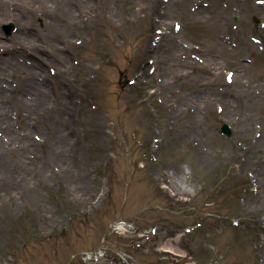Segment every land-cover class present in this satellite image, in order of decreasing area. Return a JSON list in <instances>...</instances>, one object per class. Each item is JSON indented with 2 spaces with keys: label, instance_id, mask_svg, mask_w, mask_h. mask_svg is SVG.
<instances>
[{
  "label": "rangeland",
  "instance_id": "374dc122",
  "mask_svg": "<svg viewBox=\"0 0 264 264\" xmlns=\"http://www.w3.org/2000/svg\"><path fill=\"white\" fill-rule=\"evenodd\" d=\"M9 1L63 60L11 102L0 264H264V0Z\"/></svg>",
  "mask_w": 264,
  "mask_h": 264
},
{
  "label": "bare ground",
  "instance_id": "6f19581e",
  "mask_svg": "<svg viewBox=\"0 0 264 264\" xmlns=\"http://www.w3.org/2000/svg\"><path fill=\"white\" fill-rule=\"evenodd\" d=\"M14 2V0H13ZM45 4L44 2H42ZM9 0H0V23L9 20L14 23V33L9 38H3L0 35V54L4 53L5 56L0 55V175L1 181L7 180L13 181L12 178L16 173L14 168H8L5 164V156L3 149L2 139L7 138V146L12 144L17 132L14 129V125L11 121V110L14 109L11 102L24 105L26 112L28 113L31 98L34 100H40L41 98L47 100L46 83L48 78L45 75V67L40 59L36 60L32 56L34 52H38L43 56H46L50 61H60L58 57H49V52L41 46V41L38 42L37 36L32 30H26L23 26V16L25 15L23 8L20 5H15V11H10L11 7ZM71 13L75 11L72 7ZM253 13L262 15L264 17V4H256L253 8ZM196 13L201 18L206 17L207 10L203 7H198ZM228 25V24H227ZM226 25V26H227ZM255 27H251L254 30ZM255 31V30H254ZM59 59V60H58ZM30 60V63L27 61ZM29 69L31 75L26 82L13 88L6 84V78L15 72ZM40 80V81H39ZM44 104V103H43ZM42 104L41 107L44 105ZM41 105V104H40ZM17 115L20 114L17 107ZM30 115V114H26ZM9 143V144H8ZM28 145L26 151L28 153L32 146Z\"/></svg>",
  "mask_w": 264,
  "mask_h": 264
},
{
  "label": "water",
  "instance_id": "95a60500",
  "mask_svg": "<svg viewBox=\"0 0 264 264\" xmlns=\"http://www.w3.org/2000/svg\"><path fill=\"white\" fill-rule=\"evenodd\" d=\"M7 30V33L9 32L10 27H4ZM221 132L224 133L225 135L229 136L230 135V130L227 127V125H223L221 127Z\"/></svg>",
  "mask_w": 264,
  "mask_h": 264
}]
</instances>
